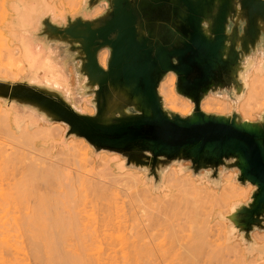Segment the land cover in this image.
Masks as SVG:
<instances>
[{
    "label": "water",
    "instance_id": "95a60500",
    "mask_svg": "<svg viewBox=\"0 0 264 264\" xmlns=\"http://www.w3.org/2000/svg\"><path fill=\"white\" fill-rule=\"evenodd\" d=\"M91 18L45 17L41 34L72 47L78 81L91 95L93 114L74 109L60 92L0 79V100L66 125L64 137L83 138L96 152L120 154L126 166L155 181L173 162L189 161L218 185L217 169H236L240 185L254 187L249 201L226 216L245 244L264 231V110L256 121L206 113L202 99L245 91L243 62L264 54V0H87ZM108 50L106 69L98 53ZM169 72L175 92L193 103L190 114L164 107L158 93ZM215 175V176H214ZM214 176V177H212ZM249 247V246H248ZM258 250L256 248L252 252Z\"/></svg>",
    "mask_w": 264,
    "mask_h": 264
},
{
    "label": "rangeland",
    "instance_id": "374dc122",
    "mask_svg": "<svg viewBox=\"0 0 264 264\" xmlns=\"http://www.w3.org/2000/svg\"><path fill=\"white\" fill-rule=\"evenodd\" d=\"M8 1L9 0H6L5 2L7 3ZM0 2H2V1H0ZM14 2L20 3L23 6H27V8L31 7V9H30L31 10V16L30 17H25L23 20L22 19L19 20V23L14 22L16 28L19 29L20 32H23L24 30L26 31V28L28 26H31L36 21L37 15L40 12L41 13H51L52 12L51 13L52 16H54V17L58 16L57 11H56L57 8L53 4H55L57 6L59 5L60 12H61V5L63 4V6L66 9H68V11H70V12L75 11V13H76V12H78V10H80L82 16L86 17L85 14H83V10L81 8V0H47V4H46V2H44V0H34V1H32V0H15V1L12 0L10 3L13 4ZM1 13H0V17H1L0 18V79L6 78V79H11L13 81H15V80L17 81V80H19V78L21 76L26 74L25 72H27L28 78L30 80H34V81H38V82L43 80L46 83H50L51 81H53L56 83L57 78H58L57 70L48 57L41 55L42 52L40 50H38V51L32 50L30 44L27 43L28 46H26V50L24 51V53L21 54V50L18 46L12 47L9 44V38L7 37L5 32L3 31V27L7 24H10V23L12 24L13 20H8V21L2 20L3 16ZM100 13H101V11L92 13V15L96 16ZM105 53H106L105 49L102 50L101 52H99L98 60H100L104 56ZM240 74L243 78V83L245 86V91H243V93L239 94L238 96H234V97H229L226 93H220V94L210 93L208 96H206L202 99V101L200 103V109L206 113H216V114H223V115H230L233 112H237L241 116V118L244 120L256 121L258 119V116L264 110V54H263V52L257 51L255 54L250 55L245 61L244 71L241 72ZM75 82H77L76 71H75ZM175 82H176V77L172 72L167 73L165 75V77L162 79V81L160 82L159 87H158V93L162 99L163 105L168 110L175 112V113H178L180 115L184 116V115L190 114L194 105L188 99H186L183 96L178 95L175 92ZM81 100L84 101L83 104L81 103ZM86 101H87V99H85L83 96L80 100L76 99V97H75V106L80 107L82 110H85L88 114H93L94 112L90 111V107ZM11 106H12V103L7 104V103L3 102L2 100H0V108H1L0 112L1 111L3 112V109L10 108ZM13 114H16L21 125H23L25 122H27L28 127L31 128L29 130H33L32 128H33V126H35L34 124H37L34 121H24V119L21 118L19 113H17L14 109H13ZM1 122H0V142H1V144L3 143L5 147L0 145L1 146L0 148L2 151L7 150L5 152H8V149L10 151V149L13 148L10 151V153L11 152L13 153V154L12 153L10 154L11 155L10 157H12L13 160L15 158L14 161L17 163L12 161V158H9L8 161L6 160L7 162L5 164V161H3V160H5V157L1 158V160L3 159L2 161L4 163L2 161H0V162L4 166V164L7 165L11 160L12 161L11 163L14 162V165H16V166L13 165V168H16V170H18L17 165L19 163H20V165H19V171L18 172L14 169L12 170L11 163L8 164L9 166L8 165L6 166L7 169L11 168V170L10 169L8 170L9 172L16 171V172H14V175L15 174H17V175L14 176L12 174L13 172L11 174H8L9 172L6 171L7 170L6 167H3L0 163V167L2 166V168L6 169V170H4L1 168L2 170L1 169L0 170L1 171L4 170L5 173L7 174V176H5L4 172H2L4 174H2L0 172V183H2L1 176L3 177L2 179L5 182H7V179L9 180V183L7 182V184H5L4 181H3L4 184L3 183L0 184V193L2 194V198L5 197L3 195V194H5L6 198L8 196H10V198H8V199L13 200V201L12 200L9 201V202L12 201L11 202L12 204L18 202L17 205H12L11 203L8 202L10 204V206H6L7 203L3 202L2 204H4L6 208L4 209L2 207L3 206L2 204H1L2 206L0 205V208L2 207L3 210L5 211L4 214L9 213V215L12 212L16 214L17 211H18V213L24 212L23 214L25 216H30V215L35 216L36 215L37 221L39 219L40 214H41L40 219L44 218V220L46 219L45 216H48L49 213H51L50 217H52V213L55 214V212H51V210L54 209V203L52 202L53 200H54V202L62 204L64 206L63 207L61 205L62 206V208H61L62 212L65 210V208H66V210H65L66 212L65 211L64 212L66 214H68L67 211L71 212L68 214L69 216L70 215L72 216V214H73L72 212L75 211L74 213H76L75 214L76 218L78 217L77 215H79V217L77 218L78 219L77 222L78 221L79 222L77 224L75 223L76 221L73 222L70 220L71 216L69 219L68 218L65 219L64 218L65 215H64V217H62V215L65 214L64 212L62 215L59 214V216H61L60 218H62V219L64 218L70 225L74 224V227H75V224L81 225V226H77V228L79 227V230L76 227H75L76 229L75 228L73 229L72 225L68 226L71 230H69V228H68L67 233L71 234L70 231H72V233L74 235V232H75L76 233L74 235L75 237H72L73 235L70 236L68 234H64L65 235L64 237H67L69 240L67 238L66 239L63 238V240L65 239L64 241L68 240L70 242L66 241L67 243L64 244L65 247H62L63 242H62V245L60 244L61 247L64 248L65 250L67 248V251L69 249L71 252H73V250L74 251L77 250L76 253L79 252L81 254V255L79 253L74 254L76 257L75 263L79 264L77 261L80 260L82 262V264H84V263L90 264V262H88V261H90L92 259L95 262L96 260H94V258L96 256L97 258H95V259H98L100 257V261L98 259L99 262L98 263L95 262V264L96 263L100 264L101 257H103L102 260H104V258H107V259H105V261H106L105 263H107V264H111V263L112 264H123L125 262L122 260L123 259V256H122L123 252L126 254V257L124 258V260H125L127 257H129L128 256L129 253H130V257L132 258L133 256L134 257L137 256L136 254L138 253V251H141L142 253H140V255L138 254L139 258H136L137 260L135 258L134 259L132 258L134 260L133 261L129 257L132 261H130V262L127 261V263L125 262L124 264H128V263L130 264L131 262H132L131 264H133V262H134V264H137L136 263L137 261H138V264H171L172 261H173L172 264H174V263H176L175 261L178 262L179 258H181V260H179L178 263L181 262L182 264H185L186 262H188L187 264H191V262H194L195 264H234V262H237V261H239V262H237L235 264H264V233L256 231L255 233H253V235L251 237V242L249 244H245L242 241V239L240 238V235L238 232L233 233V231H234L233 226L228 222V220H226V216H228L231 213V211H233L236 208V206L238 204H241V203L245 204L247 201H249L251 192L254 190V187L252 185H250V184L240 185L236 181V179H235V174L237 173L236 169H229V170H225L223 168L220 169L224 173V175H223L221 181H219L218 185H213L210 182V180L208 179V177H206L204 175L206 173L205 171H199L194 175L192 170L190 169L191 163L189 161L173 162L172 164L169 165V167L166 170H164L160 173V178L158 179V181H155L154 178L152 176H148L146 172L127 167L125 164L126 163L125 158H123L118 153L108 152V151H104V150L96 152L83 138H76L74 136H69V137L65 138L64 134L66 132V125H64L63 123L56 122V123H47L46 124V126L52 127L54 129L55 137H53L52 139L45 141L42 139L44 136L39 135L36 140H34V141L31 140V143L30 142H29L30 144L28 143L29 145H24L25 142H26L25 144H27V140L24 139L25 138L24 134L22 133L20 135V134L16 133V135L14 134V136L10 135V132H8L9 130H6V128H5V124L3 122L2 123ZM1 126H3V128ZM14 127H15V124L12 123L11 130L13 131V133H15ZM1 128H2V130H1ZM21 137H24L23 138L24 140ZM11 143H13V144H11ZM11 145H14V146H11ZM7 154H5V155H7ZM18 154H20V155L23 154V156L21 157ZM24 155H28V157H32V159L29 161L30 158L25 157ZM18 156H19V161L17 160ZM0 157H1V155H0ZM24 159L25 160L28 159L29 162L25 161V163H23ZM49 161L51 162L50 164L53 168L49 165ZM31 162H37V163L39 162L40 164L44 163V164H42L44 166H41L38 164L37 166L39 167V169H36V171L37 170L38 171L37 172L35 171V172L38 173L40 170L42 171L44 169V172L46 171L49 174L48 177H46L47 174L45 173V176L43 178L47 182L43 181V179H41V175H43V173L41 171L40 172L42 174L40 175V177H38L39 175L38 176L36 175V177H35L36 180H35L34 176H32V177L34 178L33 181L35 183L40 181V185H38L39 183L36 184L37 187L41 186V188H39V189H43L44 192H47V193H43V190H39L37 188H34V189H37L38 191H41L43 193V195L44 194L48 195V193L50 192V190L48 192V188L50 186L47 187L48 182L50 181L49 184L52 187V188L51 187L50 188H51V190L53 189V191H51L52 192L51 196H48V198L52 197L54 199L52 200L50 198L52 201H50V199H47L49 202H51V204L53 203L52 206L48 204L49 202L47 204L49 206L53 207L52 209L47 208L48 205L46 204V202L44 203V201L42 200V199H44V197L41 198L40 192L37 191L38 193H40L39 194L40 196L37 194L39 196V199H35V198H37L36 195H35L36 196L35 198L33 197V193H32V191H30L31 189L29 187H33V186L35 187V184L33 183V181L31 179H28V177L26 178V180H28L27 182H29V185L27 184V186H29L28 188L30 189L29 190L30 193H29L28 189L26 190V188H25L26 185H24L25 183L23 184L25 187L21 186L23 190H20L21 189L20 187H17L18 190H16L17 188L13 189L11 186L12 184L15 185V181L17 182V184H18V182H19V184L22 183V179L20 177L25 176L26 172L29 173V171H27V169H30L31 166L34 168V170H35V168H37L36 167L37 163H33L35 165H32ZM56 164L58 167L56 166ZM10 165H11V167H10ZM23 166H24V169L26 168L25 169L26 172H24V174L22 172L23 170L20 171V169L23 168ZM46 166H49V167H47L48 168L47 170H45ZM59 166H61L62 169ZM42 167H43V169H41ZM59 168H60L59 172L61 171V175L62 174L64 176L67 175V176H65V178L63 175H62L63 177L59 178V176H61V175H59L57 177L58 172L56 173V171H58ZM63 169H64V171H62ZM174 170L178 171L179 173H177V175H180L181 177L183 175H184V177L189 176L192 180H194L196 182V184H198L200 186L209 187V192L206 194L203 193V195L205 194V196H208V198H206L208 201L203 203V209L208 214L207 226H209V227H207V231L205 232L208 239L206 238L205 243H206V241H209V243L207 242L206 244L205 243L201 244V242H199V244H198L199 246H197L194 249H192V248L195 245H190V244H191V242H192V244H195L196 240L194 241L192 237L195 238V235H197V234L196 233L193 234V232H192L193 228H191V227L194 225V223L193 222L191 223V221L189 222V220L191 219V216H190V219H189V217H187L189 215V214H186L188 209L186 210V208H184L185 202L184 201H183L184 203L182 202L181 197H179L177 194L175 196L176 198H173L174 200H172V198L170 199L169 197H165L162 200L163 203H161L160 205H162L164 207L167 203L168 204L164 207V209L162 208V206L159 205L160 208L163 210L158 208L159 209V211H158L156 209L157 205L159 204L157 197L159 196V198L162 199L163 196H165V194L163 195V193H165L163 183H164V181L166 182V180L170 177V173ZM20 173H22L23 176ZM19 174H20V176H19ZM51 174H53V177ZM11 175H13V176H11ZM50 175L52 178L50 177ZM70 176L72 178L69 179V182L72 181V184L74 186L73 189L75 188V194L71 193V192H73V191H71L72 190L71 188H68V185L69 184L72 185V184L69 183L68 180L66 181V179L70 178ZM37 177H38L39 181H37L38 180ZM14 178H16V179H14ZM30 178H31V176H30ZM48 178H49V180H48ZM58 179H60V180L64 179L61 181H65L69 184H67V186H65L66 183L63 182L65 184H61V181ZM58 181H60V182H58ZM32 183H33V186H31ZM8 184H10L11 188H9L10 186ZM165 184L167 185V183H165ZM63 185L65 187H62ZM15 186H14V188H15ZM45 186L47 188V191H45ZM97 186H98V188H97ZM60 187H61V189H60ZM66 187H67V189H66ZM92 187H95V188L93 189ZM90 188H92V190ZM96 188L98 189L99 192L97 191ZM34 189H32V190H34ZM22 191H23V193H22ZM94 191H95V193H94ZM57 192L58 193L61 192V193L58 194ZM64 192L65 193L68 192L66 194V195H68V199L74 203V211L71 209V208H73L72 205H71V207L69 206L70 208L67 207V205L69 204L67 202H70L69 200L66 201L67 198L66 199L64 198L65 200L63 199V197H62V199L60 198V200L58 199L60 194H64ZM7 193H8V195H7ZM12 193H14L13 196L14 195L15 196L17 195V196L13 197ZM31 193H32V198L30 197ZM53 193H55L56 195H54ZM22 194H23V196H22ZM74 196H75V199H74ZM0 197H1V195H0ZM46 197L47 196H45V198ZM64 197H65V194H64ZM16 198L18 201L16 200ZM19 198L21 199V201ZM22 198L24 199V201H22ZM169 199H170V202H169ZM33 200H35V201H33ZM14 201H16V202H14ZM32 201L34 202V204ZM19 202L20 203L22 202V203L20 204ZM41 202H43V204L47 205L46 210H49L48 215L43 216V214H42L43 212L41 211L42 212L41 213L39 211V210H41L42 204H38L37 208H40V209H38V211H37V209H35L37 206L36 204L41 203ZM179 202H181L183 204H181ZM56 203H55V205H56ZM23 204H25V205H23ZM29 204L31 205V207H29L30 206ZM178 204H180V207H177V206H179ZM39 205H41V207H39ZM32 206H34L33 208L36 211H34V209H32ZM167 206L168 207L172 206L174 209L177 208L178 210L175 209L176 213L173 215L174 216L177 215V212H178L179 213L178 215L181 216L182 218L181 217L179 218L178 215L175 216L176 218L178 217L177 220L175 219L174 216L171 217L172 213H174V212L172 210V207H171V209H167L168 208ZM181 206L182 207L184 206V207L181 208ZM18 207H20V208H18ZM28 207L31 209H29ZM11 208H13V210H10ZM44 208H42V210ZM58 208H59V206L56 209H58ZM165 208H166V210H165ZM18 209L19 210L21 209L20 210L21 212H19ZM28 209L30 210V212L27 213ZM182 209H185V214L187 215V216H184V218L181 214L183 211ZM1 210L2 209H0V212L2 213L3 211H1ZM138 210H140L141 212ZM160 210L162 212L166 211V212H163V215L165 213L164 218L166 216L167 217L170 216V217H168L169 218L168 221L171 219L170 220L171 223L167 222V224L170 223V224H168L169 228H170L169 231H167V229H165V228L163 229V227L161 225H160L161 228H158V226H157L159 224L157 222L158 219H160L159 220L160 223L162 222V220L163 221L165 220V223L167 221V219H166L167 217L164 219L162 216V220H161V216L158 218L159 214L161 213ZM170 211H171V213H170ZM156 212L157 213L160 212V213H158V216H157ZM38 213H40V214H38ZM60 213H61V211H60ZM77 213H79V214H77ZM153 213H155L156 216H155V214L153 215ZM166 213H170V214L166 215ZM23 214H18V215L23 216ZM87 214H88V217L86 216ZM133 214H135L134 217H132ZM1 215H2V218H4V217L8 218L6 216H9V215L5 216L3 214H1ZM160 215H162V214H160ZM183 215H184V211H183ZM22 216L19 217V220L24 218V216H23V218H21ZM54 217H56V214L54 215ZM54 217H52V218H54ZM66 217H68V216H66ZM90 217H93L92 221H90L92 219ZM151 217L154 218V221L151 219ZM102 218H104L103 221L105 223L100 221ZM138 218H139V220H140V218L142 220L143 219L144 220L139 221ZM145 218H146V220H145ZM9 219H10V216H9ZM56 219H57V217H56ZM56 219L54 218L52 220L51 218H49L50 222L49 221L48 222L51 223V221H54V220L57 221ZM178 219L179 220L182 219V220H180L179 224L177 223L179 221ZM107 220H109V221H107ZM155 220L158 223V224L156 223L157 229L160 231L162 229L164 231V232H162V234L166 233V234H170V235H172V233H174L173 229H175V228H173V227H175L176 225H178V227L177 226L176 227L179 231V229H180L179 227H181L182 224L185 225L187 223L186 221H188L189 224H191V225H188V223H187L185 225L186 228L183 226V229H184V232H182V234L184 233L183 235L180 232V231H182V229L179 232H177V230L175 229L176 230L175 233L177 232L176 233L177 235L175 234L177 238L174 236V234L172 235V236H174V239L176 238L175 242L177 240H179V242H180V240L182 239L181 242H183V244H181V245H185L183 247V246L179 245L180 244L179 242H177V243H179L178 245H177V243L174 242L173 245L176 244V247L171 246L172 249H174V250H172V253H174L172 255H175L174 257H176V258L179 257L177 260H176V258L174 260L173 256H172L173 259L171 256L168 258V253H169V255H171L170 254L171 251L167 252L168 250H166V252H167L166 253L165 250L162 249L164 247H162L163 245L161 246V244H163L162 242H165V241L167 242V240H165V239H168L169 235L168 236L166 235V237H165V235L163 234V237H162V234H160V236H158L159 233L158 232L156 233L157 230H156V227L154 224ZM42 221H43V219H42ZM93 221L96 224V225L95 224H93V225L95 228L97 227V229H95L93 227V225H92ZM132 221L135 222L132 224L133 226L137 222L138 223H142V222L147 223L148 222V223L147 224L143 223L142 225L138 224V225H136V227L134 226V228H132L133 226L130 225V222L132 223ZM184 221H185V223H184ZM45 222H47V221H45ZM45 222L43 221L42 224L45 225ZM57 222H60V221H57ZM52 223H54V222H52ZM52 223L50 224L51 228H53V229L55 228V230L60 232V230L57 229V227H58V226H56L57 224H52ZM97 223H99V224H97ZM172 224H174V225L176 224V225L173 226ZM44 225L43 226L39 225L40 228H39V226H38V228L41 229L42 227L43 228H45L46 226L49 227V224L46 225L45 227H44ZM88 225H90L91 227H88ZM163 225H164V223H163ZM82 226H84L83 229H85L88 233L85 232V230H83L82 228H80ZM138 226H141V227H138ZM142 226H145V227H142ZM16 227H18V226H16ZM48 227H46L45 229H47ZM92 227L96 230L95 232H94ZM119 227H120V230L119 229L117 230V228H119ZM124 227H125V229H124ZM128 227L132 230L130 231V229ZM164 227H166V226H164ZM188 227L190 228V230L188 229ZM18 228H20V229L22 228V229L18 230ZM18 228L16 229V231L14 228L12 235L18 234L17 236H19V237H17V239L19 238L18 239L20 241L19 244H21L20 246H22V250H21L22 253H20V257L23 256V259L25 258L26 264H43V262H45V259L46 260L48 259L45 257V255H47V254L49 255V253H47V252H49V250H47L48 246L44 245L43 240L49 239L50 237L53 238L52 236H49V235H52V234H50V230L47 229L45 231V234H44V236L49 237V238H44V236H43L44 239L41 240L40 239L41 237L39 236V234H41L40 231H42L43 229L39 230V232H38V228L36 229L39 234H38V236H35V237L37 239H39L40 241H42V242H40L39 240H36V238H32L33 240L28 239L29 237H31V234H33V232L31 231V233H30V232L26 231L27 230L26 227L20 226ZM59 228H60V226H59ZM66 228H67V226H66ZM140 228H142L141 232L144 231L143 236H144V233L146 234V236H145L146 238H144L142 236V233L139 232ZM53 229H51V230H53ZM128 229H129V233L127 232ZM133 229H134V231L135 230H139V231L133 232ZM186 229H188L190 231V233L188 231H186ZM194 229H195V226H194ZM208 229H209V234H207ZM12 230H11V232H12ZM125 230L127 233L125 232ZM171 230H173V231L170 232ZM23 231H26L27 233L26 232L24 233ZM33 231H34V229H33ZM47 231L49 232L48 233L49 235L46 234ZM65 231H66V229H65ZM16 232H17V234H16ZM42 232H44V230ZM53 232H54V230H53ZM62 232L63 231H61V233ZM137 232H138V234H137ZM61 233H60V235L59 234L57 235L55 233L54 234L59 236V237H62L63 235H61ZM92 233H96V234H92ZM133 233L134 234L136 233L137 236L139 235L138 236L139 238L141 236L144 238V239L143 238L140 239L141 241L142 240L146 241V242L142 241V243H144L146 245V246H144V248L142 247L144 244L142 245L141 241L137 240L139 238H137L136 240L133 239V238L137 237ZM139 233H141V236ZM178 233H179V236L181 234V236L183 238L178 237ZM186 233H187V235H186ZM26 234H28V236ZM34 234H35V232H34ZM155 234H156V236L159 237V240L157 241L158 243L156 242V240L158 239L157 237L154 240ZM36 235H37V233H36ZM87 235H90V236H87ZM91 235H92V238L90 239ZM95 235H96V239L94 238ZM133 235L135 237H132ZM184 235L185 236L191 235L190 237L192 238L193 241H191L190 237H188V238L185 237V239L187 238L186 239L187 241H186L184 239ZM122 236H123V238H122ZM124 236H126V237H124ZM26 237L28 240L26 239ZM38 237H40V238H38ZM22 238H23V240H22ZM129 238L133 239L135 242L134 241L132 242L131 240H129ZM160 238H162V239H160ZM58 239H60V238H58ZM183 239L186 242H188L189 247L186 245L187 243ZM169 240L170 239H168V245L172 243L171 240L170 241ZM126 241H128V242H126ZM148 241H150V242L155 241V243H157V244L153 245L152 243H150ZM172 241H174V240L172 239ZM29 242H31V243H29ZM59 242H60V240H59ZM169 242H171V243H169ZM47 243L48 242H46V244ZM69 243H70V245L71 244L72 245L70 246ZM134 243H136V244H134ZM165 243H164V245L168 247L167 243L166 244ZM217 243H220V244L222 243L221 244L222 246L226 245V246H224V248L227 247L229 252L226 253L227 248L225 250L224 248H222V246H220V244H219L220 247L217 248L218 245L215 246V244H217ZM57 244H59V243H57ZM66 244L68 246H66ZM74 244H75V248L73 247ZM151 244L154 247L156 246L155 248H160V249L156 250L154 247L151 248L152 247ZM207 244H208V246H207ZM210 244H211V246H210ZM212 244H214V246ZM127 245H129V246H127ZM133 245L139 246V248L142 247V249L139 250V248H135L136 246L133 247ZM140 245H141V247H140ZM150 245H151V247L147 248V246L149 247ZM202 245L203 246L205 245L206 247L204 248ZM232 245L237 246L238 249L235 250V247H233ZM37 246H38V248H37ZM42 246L47 247V248L43 249ZM85 246H89V247L86 249ZM157 246H159V247H157ZM190 246H192V247H190ZM200 246L203 248L202 250L205 253L201 251V248H199ZM71 247L73 250H71ZM83 247H85V248H83ZM98 247L100 249H97ZM127 247H131V248H129V250L127 252H125L127 250ZM167 247H165V249ZM169 247H170V245H169ZM169 247L167 249L170 250L171 247L170 248ZM177 247L179 249H181L180 251L183 253H178L179 249H177ZM187 247L191 248V251ZM209 247H212L211 248V251H213L212 255H213V257L217 258V260H215V258L212 259L213 257L211 258V256H212V255H210L211 253H208L210 255V259H208L206 257V253L210 252V250H208V249H210ZM30 248H32L33 250L37 249L36 250L37 255L38 254L41 255V257H39V255L37 256V257H39V260H37L38 258L36 256H34L35 258L33 259V254H36V253L30 252L32 250ZM89 248H90V250H88ZM134 248H135V251L132 252L133 253L132 254L131 251H133ZM182 248H184V249H182ZM213 248H217V250L220 248L219 249L220 251L222 249H223V251L224 250L225 251L224 252L222 251V254H221L222 256L220 255L218 258V257H216L217 253L219 252V254H220L221 252L219 250L214 251ZM232 248H233V250H232ZM256 248H258V250L252 252ZM144 249L148 250L147 252H149L151 254L153 251L151 252L150 250L154 249L155 255L157 253H159L158 250L160 252L162 250L163 251L161 252L162 255L157 254L155 256L153 253L152 254L153 256H149V254ZM195 249H197V250H195ZM143 250L146 253H143L144 252ZM43 251L46 253H43ZM67 251L66 252L64 251V252L67 254L70 253V251H68V252ZM136 251H137V253H136ZM176 251H177V253H176ZM186 251L189 252V255L187 254ZM233 251H236L237 254ZM82 252L84 253V255L86 254V256L83 255L85 258H83ZM99 252H100V254H99ZM163 252H165V253H163ZM193 252H196L197 254L193 253ZM215 252H217V253H215ZM31 253H33V254H31ZM87 253H89L90 256H92L91 253H93L95 255H93L94 257L89 258ZM127 253H128V255H127ZM134 253H135V255H134ZM184 253L187 255H185ZM191 253H192V256H193V254L197 255V256H195V257H197V259H195L196 262L193 261L194 257H191V255H190ZM200 253H201V255H200ZM238 253H240V256H242V259H243L241 263H240L241 259H239L240 256ZM25 254H26V256H25ZM70 254H68V255H70ZM72 254H71V256H72ZM141 254L144 256H142ZM158 255H160V257ZM164 255H167L166 256L167 259L164 258L165 257ZM185 256H186V258H185ZM235 256H238V257H235ZM112 257H113V259H112ZM121 257H122V259H121ZM189 257H191L190 259L192 260L190 262L188 261ZM40 258H42V259H40ZM114 258H116V259H114ZM129 258H127V260H130ZM206 258L208 260H206ZM236 258H237V261H236ZM163 259L164 260L166 259V260L162 261ZM182 259H184V260H182ZM186 259H188V260H186ZM107 260H109L108 261L109 263L107 262ZM111 260H114V262L110 263ZM121 260H122V262H120ZM83 261H84V263H83ZM117 261H119L120 263H118ZM183 261H185V263ZM81 262H80V264H81ZM194 263H192V264H194Z\"/></svg>",
    "mask_w": 264,
    "mask_h": 264
},
{
    "label": "bare ground",
    "instance_id": "6f19581e",
    "mask_svg": "<svg viewBox=\"0 0 264 264\" xmlns=\"http://www.w3.org/2000/svg\"><path fill=\"white\" fill-rule=\"evenodd\" d=\"M0 1H2V2H0V11L2 12V13H1V12H0V13H1L2 16H3V19H2V20H7V21H8V20H13V21L16 22V23H19V20H21V19L23 20L25 17H30V16H31V10H30L31 7H28V8H27V6H23L22 4L17 3V2H14L13 4L10 3V5H9V3L7 4V3L5 2L6 0H0ZM14 1H15V0H14ZM44 2H46V4H47V0H44ZM98 5H99V6H97V7L93 10V12H91V9H90V8L88 7V5H87V0H81V8H82V10H83V14H85L86 17L92 15V13L102 11V7L105 6L106 3H105V2H102V3L98 4ZM38 8H39V7H38ZM0 18H1V17H0ZM105 50H106V53L104 54V56H103L100 60H98V62H99V64L101 65V67L104 68V69L106 68V61H107V57H108V51H107V49H105ZM90 100H91V99H90ZM87 101H89V99H88ZM87 101H86V102H87ZM89 107H90V111H93V112H94V108H93V106H92V105H89ZM0 109H1V108H0ZM12 114H13V110H12L11 108L3 109V112H2V111L0 112V122L2 121V122L5 124V128H6V130H9L8 132H10V135H13V136H14V134L16 135V133L21 135V134L23 133L25 138H24V137H21V138H22V139L24 138L25 140H27V144H25L26 142L24 141V142H25L24 145H29V144L31 143V140H32V141L36 140V139L38 138L39 135L44 136L42 139L45 140V141H48V140L52 139L53 137H55V135H54V129H53L52 127H48V126H46V125L38 126L37 124H34L35 126H33V128H32L33 130H29V129H31V128L28 127L27 122H25L23 125H21L20 122H19V120H18V118H17V116H16V114H13V115H12ZM2 122H1V123H2ZM12 123L15 124V127H14V128H15V133H13V131L11 130V128H12ZM1 127L3 128V126H1ZM2 128H1V130H2ZM8 128H9V129H8ZM11 133H12V134H11ZM10 135H9V136H10ZM8 138H9V137H8ZM1 139H2V138H1ZM24 139H23V140H24ZM9 141H10V140H9ZM10 142H11V141H10ZM29 142H30V143H29ZM4 143H5V142H4ZM28 143H29V144H28ZM2 144H3V143H2ZM2 144H1V142H0V145L3 146V147H5L4 144H3V145H2ZM5 144H6V143H5ZM7 144H8V143H7ZM11 144H13V143H11ZM24 145H23V146H24ZM1 146H0V147H1ZM11 146H14V145H11ZM23 146H22V147H23ZM48 147H49V146H48ZM12 149H13V148H12ZM12 149H10V151H11ZM0 150H1V148H0ZM3 150H4V149H3ZM5 151H7V150H4V151L1 150V151H0V155H1V157H0V161L3 160V159L1 160L2 157H5V160H3V161H5V164H6V162L9 160V158H12V157H10V156H11L10 154H11L12 152L10 153L9 149H8V152H5ZM13 151H14V150H13ZM22 151H23V150H22ZM7 153H8V154H7ZM5 154H7V155H5ZM12 154H13V153H12ZM14 154H15V153H14ZM24 154H25V153H24ZM27 154H28V153H27ZM18 155L21 156V157L23 156V154H22V155L18 154ZM15 156H16V155H15ZM15 156H14V157H15ZM19 156H18V159L16 158L18 161H19ZM24 156H25V157H28V155H24ZM16 157H17V156H16ZM21 157H20V158H21ZM23 158H24V157H23ZM28 158H30L29 161L32 159V157H28ZM34 159H35V158H34ZM6 160H7V161H6ZM14 160H15V158H14ZM14 160H13V158H12V161H14ZM17 160H16V161H17ZM3 161H2V162H3ZM12 161L10 160L9 163H11ZM22 161H23V160H22ZM25 161H28V159H27V160L24 159L23 163H25ZM29 161H28V162H29ZM35 161H36V160H35ZM14 162H15V161H14ZM14 162L11 163V165H12V170H13V169L16 170V168H13ZM28 162H27V163H28ZM47 162H48V161H47ZM57 162H58V161H57ZM0 163H1V162H0ZM3 163H4V162H3ZM9 163H8V164H9ZM15 163H17V162H15ZM21 163H22V162H21ZM23 163H22V164H23ZM33 163H37V162H31L32 165H35V164H33ZM50 163H51V162L49 161V165L51 166ZM5 164H4V166H3L2 163H1V165H2L3 167H6V166L8 165V164H7V165H5ZM38 164L41 165V166H44V165H42V164H44V163L40 164V163L38 162V163L36 164V167H37V168H35V170H34V168H33L32 166L30 167V169H27V171H29V173H27V172L25 171L26 168L24 169V166H23V168H21L20 171L23 170V171H22L23 174H24V172H26V174H25V176H23V174L20 173V174L23 176V177H20V178L22 179V183L19 184V182H18V184H17V182L15 181V185H16V186H15L14 184H12L11 186H12L13 189H16L17 187H20V188H21L20 190H23L21 186L26 185V187L24 186V187L26 188V190L28 189V191H29V190L31 189L30 191H32V193H33V197L35 198V197L37 196V198H35V199H39V196H40L39 194L41 193V198L44 197V199H45V200H44V199H42V200L44 201V203L46 202V204H47V203L49 202L47 199H50V198H51L52 200L54 199V198H52V197H49V198H48V196H51V193H52L51 191H53V189L51 190L52 187H51V185L49 184L50 181L48 182V185H47V187H48V186L51 187V188L49 187L50 189L48 188V192H49V190H50V192H49L50 194L48 193V195H45V194L43 195V193H47V192H44L43 189H39V188H41V186H38V187H37L36 184L39 183L38 185H40V181H39L38 177H40V175H41L42 173H43V175H41V179L44 178L45 173L47 174L46 177H48V175H49L46 171L44 172L43 167L41 168V169H43V170H42V171L40 170L42 173H41L40 171H39L38 173H36V172L38 171V170L36 171V169H39V167L37 166ZM11 165H10V167H11ZM19 165H20V163L17 165V168H18V170H16L17 172L19 171ZM61 165H62V164H61ZM2 166L0 167V169L2 168ZM8 166H9V165H8ZM14 166H16V165H14ZM41 166H40V167H41ZM56 166H57V164H56ZM20 167H21V166H20ZM47 167H49V166H46L45 170L48 169ZM51 167H52V166H51ZM57 167H58V166H57ZM57 167H56V168H57ZM59 167L61 168V166H59ZM52 168H53V167H52ZM60 168L58 169V171H56V173L58 172L57 177H58L59 175H61V171L59 172ZM63 168H64V167H63ZM2 169H4V168H2ZM2 169H1V170H2ZM6 169H7V167H6ZM6 169H4V170H6ZM9 169L11 170V168H9ZM9 169H7L6 171H8ZM61 169H62V168H61ZM1 170H0L1 173H2V172L5 173L4 170H3V171H1ZM16 171H11V172L8 171V172H9L8 174H11V173L13 172L12 174L14 175V172H16ZM35 171H36V172H35ZM52 171H53V170H52ZM62 171H64V169H63ZM4 173H2V174H4ZM33 173H34V174H33ZM35 173H36V174H35ZM59 173H60V174H59ZM62 173H63V172H62ZM177 173H179V172H178V171H175V170L172 171V172L170 173V177L166 180V182L164 181V183H163L164 186H163V187H164V191H165V193H163V195L165 194V196L162 195V196H163V198L161 197L162 199H160L159 196L157 197V200H158V203H159V204L157 205L156 209H157L158 211H159V209H161L160 206H162V205H160V204L163 203L162 200H163L165 197H169L170 199L172 198V200H174L173 198H176V197H175L176 194H177L179 197H181L182 202H183V201L185 202V203L183 202V203L185 204V207H184V206H183V207L186 208V210L188 209V211H187L188 213L186 212V214H189V215L187 216V215L185 214V209H182V210L184 211V215H183V211H182V213H181V212H180V213L182 214L183 218H184V216H187V217H189V219H190V216H191V219L189 220V222L191 221V223H192V222L194 223V225L191 227V228H193V231H192V232H193V234H194V233L197 234V235H195V238L192 237L194 241L196 240L195 244H192V242H191V244H190V245H195V246H193V248H192V249H194V248H196L197 246H199V245H198L199 242H201V244H202V243H205V240H206V238H207V235L205 234V232L207 231V227H209V226H207V223H208V222H207L208 214H207V213L204 211V209H203V203L206 202V201H208V200L206 199V198H208V196H205V194L209 192V187H207V186H200V185L196 184V182H195L194 180H192L189 176H185V177H184V175H183V176L181 177L180 175H177ZM20 174H19V176H20ZM65 174H66V173H65ZM4 175L7 176L6 173H5ZM13 175H11V176H13ZM15 175H17V174H15ZM15 175H14V176H15ZM36 175H37V176L39 175V176L37 177V179H38L37 181H39V182H36V183H35L33 180H34V178L36 177ZM51 175H52V177H53V174H51ZM51 175H50V177H51ZM62 175H63V174H62ZM62 175L59 176V178L64 176V175H63V176H62ZM30 176H31V178H30ZM32 176H34V178H33ZM65 176H67V175H65ZM65 176H64V178H65ZM68 176H69V175H68ZM27 177H28V179H31V180L33 181V183L35 184V187L33 186V183H32V185H31V186H33V187H29V186H27V184L29 185V182H27L28 180H26ZM46 177H45V178H46ZM52 177H51V178H52ZM2 178H3V177L1 176V181H2V183L4 184L5 181H4ZM5 178H6V177H5ZM5 178H4V179H5ZM7 178H8V177H7ZM12 178H13V177H12ZM71 178H72V177L70 176V178L66 179V181L68 180V182H69V179H71ZM14 179H16V178H14ZM41 179H40V180H41ZM23 180H24V181H23ZM35 180H36V178H35ZM48 180H49V178H48ZM50 180H51V179H50ZM58 180H60V179H58ZM61 180H64V179H61ZM61 180H60V181H61ZM3 181H4V182H3ZM12 181H13V180H12ZM29 181H30V180H29ZM41 181H42V180H41ZM43 181H46V180L43 179ZM60 181H58V182H60ZM70 181H71V180H70ZM7 182L9 183V180H8V179H7ZM7 182H5V184H7ZM46 182H47V181H46ZM63 182H65V181H61V184H65V183H66L65 186H67V184H69V183L72 184V181L69 182V183H67V182L63 183ZM2 183H0V184H2ZM11 183H12V182H11ZM11 183H10V184H11ZM24 183H25V184H24ZM30 183H31V182H30ZM42 183H43V182H42ZM51 183H52V182H51ZM165 183H167V185H166ZM10 184H8V185L10 186ZM23 184H24V185H23ZM61 184H60V185H61ZM19 185H20V186H19ZM160 185H161V184H160ZM9 186H8V187H9ZM11 186H10L9 188H11ZM14 186H15V188H14ZM65 186L63 185L62 187H65ZM69 186H70V187H69ZM28 187H29L30 189H29ZM73 187H74L73 184H72V185H70V184L68 185V188H71V189H72L71 191H73V192H71V193H74V194H75V188L73 189ZM90 187H91V186H90ZM95 187H96V186H95ZM95 187H92V188L94 189ZM25 188H24V189H25ZM34 188H37V189H39V190H43V193H42L41 191H38L37 189H34ZM42 188H43V187H42ZM92 188H90V189L92 190ZM97 188H98V186H97ZM97 188H96V189H97ZM32 189H34V190H32ZM60 189H61V187H60ZM66 189H67V187H66ZM158 189H159V188H158ZM8 190H9V189H8ZM16 190H18V188H17ZM30 191H29V193H30ZM33 191H34V192H33ZM37 191L40 192V193H38ZM45 191H47L46 186H45ZM97 191H98V189H97ZM97 191H96V192H97ZM9 192H10V191H9ZM98 192H99V191H98ZM20 193H21V192H20ZM22 193H23V191H22ZM32 193L30 194V195H31V196H30L31 198H32ZM35 193H36V194H35ZM55 193H56V192H55ZM55 193H53V194L56 195ZM57 193H58V192H57ZM59 193H61V192H59ZM59 193H58V194H59ZM67 193H68V192H67ZM67 193L64 192L65 197H64V194H60L61 197L58 195V196H59L58 199L60 200V198L62 199V197H63V199H64V198H65V199L67 198L66 201H68L69 199H68V195H66ZM94 193H95V191H94ZM203 193H205V194L203 195ZM9 194H10V193H9ZM13 194H14V193H12V196H13ZM37 194H38L39 196H38ZM53 194H52V195H53ZM0 195H1V197H0V198H1V199H0V205H1L3 202H5V203H7L6 206H10L9 203H11V202L13 201L12 199H8V198H10V196H8V197L6 198V195L3 194L5 197L2 198V194H1V193H0ZM7 195H8V193H7ZM10 195H11V194H10ZM19 195H20V194H19ZM24 195H25V194H24ZM35 195H36V196H35ZM14 196H15V195H14ZM14 196H13V197H14ZM16 196H17V195H16ZM16 196H15V197H16ZM22 196H23V194H22ZM45 196H47V197L45 198ZM66 196H67V197H66ZM20 197H21V196H20ZM23 198H24V197H23ZM23 198H22V201H24ZM25 198H26V197H25ZM19 199H20V198H19ZM51 199H50V201H52ZM65 199H64V200H65ZM74 199H75V196H74ZM170 199H169V202H170ZM181 199H180V200H181ZM5 200H6V201L8 200V201L6 202ZM10 200H12V201L9 202ZM16 200H17V198H16ZM40 200H41V199H40ZM42 200H41V201H42ZM17 201H18V200H17ZM20 201H21V199H20ZM33 201H35V200H33ZM33 201H32V202H33ZM38 201H39V200H38ZM66 201H65V202H66ZM69 201H70V202H67V203H69V204L67 205V207H69V206L71 207V205H72L73 208H71V209L74 211V203H73L71 200H69ZM8 202H9V203H8ZM14 202H16V201H14ZM14 202H13V203H14ZM32 202H31V203H32ZM52 202L54 203V209H52L53 207H51L52 204H53V203L51 204V202L48 203V204L51 205V206H49L48 204H47V205H48V206H47L46 204H43V202H41V203H37V204L35 203V204L37 205L35 209H37V211H38V209H40V208H37V207H38V204H42V207H41V205H39V207H41V210H39V211H40V212L42 211L43 213H42V212H41V213H42L43 216H44V215H48V211H49V210H46V206H47V208H51V209L53 210V211L51 210V212H55L57 219H56V217H54V215H55L54 213H52V217H54L57 221H60V222H57V221L54 220V221H51V223L54 222V223H52V224H57V225H56V226H58L57 229H59L60 232L57 231V230H55V228H54V229L51 228V225H50L51 223H49V222H50V221H49V218H51L52 220L54 219V218L50 217L51 213H49L48 216H45V218H46L45 220H44V218H42L44 222L47 221V222H45V225H44V224H42V223H43L42 219H40V217H41V214H40V213H38V214H40V216H39V219H38V221H37V219H36L37 216H36V215H35L36 217H35V216H31V215H30V216H25V215L23 214L24 212H22V213H18V211H17L16 209H15V210L17 211L16 214L13 213V212L11 211L14 215H13L12 213H11L12 215H11V214L9 215V213L4 214L5 211L3 210V208L5 209L6 207H5L4 204H2L3 206L1 205L3 208L1 207L0 209H2L1 211H3V212H2V213L0 212V264H26V263H25V258L23 259V256H22V255H21L22 257H20V253H22V251H21V250H22V246H20L21 244H19V243H20V241L18 240L19 238L17 239V237H19V236H17V235H18V234H17L18 231L16 232L17 235H15V234L12 235V234H13V231H14V228H15V231H16V229H17L18 227H20V226H21V227H23V226L26 227V229H27L26 231H28V232H30V233H31V231L33 232V234H31V237H29L28 239L36 238L35 236H38V234H39L38 232H39V230H41V229H43L44 232H42L43 230L40 231L41 234H39V236H40L41 238H40V237H38V238H40L41 240L44 239V238H49V237L44 236V234H45V231H46L47 229L50 230V234H52V235H49V234H48V233H49L48 231L46 232V234L49 235V236H52L53 238L50 237L49 239H44V240H43V241H44V242H43L44 245L48 246V248H47V247H43L44 245L42 244V245H43V246H42L43 249L47 248V250H49V252H47V253H49V255H48V254H47L48 256L45 255V257L48 258V259H47V260L45 259V262H43V264H44V263H45V264H77V263H75V260H76L75 258H76V257H75V255H74V254L77 252V250L75 249L76 251H74V250L72 249V247H71V250H73V252H74V253L71 252L70 249L68 250V251H70L71 254L73 253L72 256H71L70 253H68V254H70V255H68L67 253H65V252L67 251V248H66V250H65V249L62 248V247H65V245H64L65 243L70 242V241H68L69 239H68L67 237H64V236H65L64 234H68V233H67V232H68V228H69L68 226H71V225H72V226H73V229H74L75 227L77 228V226H81V225H76V224L79 222V221L77 222V220H78L77 218L79 217V215H77L78 217L76 218V215H75L76 213H74V212H75V211H74V212H72V213L74 214V215L72 214V216H73V217L75 216V217L73 218V217L70 215V216H71V218H70V216H69L68 214L71 213V212L67 211L68 214H66V213H65V212H66V211H65L66 208H65V210H64L65 212L63 211L65 214H63L62 209H61L62 206H63L62 204L56 203V202H54V200H53ZM17 203H18V202H17ZM17 203H14V204L11 203V204H12V205H17ZM19 203H20V202H19ZM21 203H22V202H21ZM21 203H20V204H21ZM31 203H30V204H31ZM55 203H56L57 206L55 205ZM67 203H66V204H67ZM70 203H71V204H70ZM179 203H181V202H179ZM183 203H181V204H183ZM26 204H27V203H26ZM30 204H29V205H30ZM33 204H34V202H33ZM58 204H59V205H58ZM167 204H168V203H167ZM167 204H166V205H167ZM170 204H171V203H170ZM23 205H25V204H23ZM61 205H62V206H61ZM159 205H160V206H159ZM166 205H165V206H166ZM178 205H179V206H177V207H180V204H178ZM186 205H187V206H186ZM18 206H19V205H18ZM58 206H59L60 209H59V208L56 209ZM60 206H61V207H60ZM165 206H164V207H165ZM168 206H169V205H168ZM168 206H167V207H168ZM29 207H31V205H30ZM29 207H28V208H29ZM33 207H34V206H32V209H34ZM44 207H45V208H44ZM63 207H64V206H63ZM70 207H69V208H70ZM164 207L162 206L163 209H164ZM167 207H166V208H167ZM171 207H172V206L168 207L167 209H171ZM183 207L181 206V208H183ZM18 208H20V207H18ZM42 208H44L45 210H44V209L42 210ZM139 208H140V207H139ZM139 208H138V209H139ZM158 208H159V209H158ZM166 208H165V210H166ZM24 209H25V208H24ZM29 209H31V208H29ZM29 209L27 210V213L30 212ZM35 209H34V211H36ZM156 209H155V210H156ZM163 209H161V210H163ZM175 209H177V208H175ZM175 209L172 207V210H173L174 213H172L171 217L174 216L173 214L176 213V212H175ZM10 210H13V208H11ZM15 210H14V211H15ZM18 210H19V209H18ZM20 210H21V209H20ZM20 210H19V212H21ZM59 210L61 211V213H60ZM157 210H156V211H157ZM161 210H160L161 213H160V212H158V213H160V214H162V215L159 214V216H158V213H157V212H156V214H157L158 218L161 216V220H162V216H163V218H164V216H165V213H164V215H163V212H166V211H163V212H162ZM172 210H171V211H172ZM177 210H178V209H177ZM24 211H25V210H24ZM45 211H46V212H45ZM138 211H140V210H138ZM171 211H170V213H171ZM44 212H45V213H44ZM57 212H58V213H57ZM140 212H141V211H140ZM143 212H144V211H143ZM143 212H142V213H143ZM154 212H155V211H154ZM170 213H166V215H167V214H170ZM1 214L5 215V216H6V215H9V216H10V219H9V216H6V217H8V218H5L4 216H3L4 218H2V215H1ZM18 214H23L24 218H23L22 215H20V216H22L21 218H23V219H20V220H19V217H20V216H19ZM34 214H35V213H34ZM59 214H60V215L63 214L62 217H64V215H65V217H64L65 219H66V218H68V219L70 218L71 221H73V222L76 221V222H75V223H76V224H75V227H74V224H71V225H70V224H69L64 218H63V219L60 218L61 216H59ZM77 214H79V213H77ZM137 214H138V213H137ZM143 214H144V213H143ZM154 214H155V213H153V215H154ZM156 214H155V216H156ZM178 214H179V213L177 212V215H178ZM32 215H33V214H32ZM150 215H151V214H150ZM177 215H175V216H177ZM66 216H68V217H66ZM86 216L88 217V214H87ZM91 216H92V215H91ZM93 216H94V215H93ZM134 216H135V214L132 215V217H134ZM151 216H152V215H151ZM175 216H174V217H175ZM178 216H179V215H178ZM11 217H12V218H11ZM47 217H48V218H47ZM153 217H154V216H153ZM166 217H167V216H166ZM166 217H165V218H166ZM168 217H170V216H168ZM168 217L166 218V219H167L166 223H165V220H164V221L162 220V222H161L162 224L159 222L160 219H158V221H157L159 224H158V223L156 222V220H155V223H154V224H155V227H156V225L158 224V225H157L158 228H161V226H162L163 229L165 228V229H167V231H169L170 228H169V225H168V224L171 223V222H170L171 219L168 221V219H169ZM180 217H181V216H179V218H180ZM90 218H92V219L90 220V221H92V220H93V217H90ZM90 218H89V219H90ZM94 218H95V217H94ZM104 218H105V217H104ZM104 218H102L100 221L104 222V221H103ZM165 218H164V219H165ZM177 218H178V217H177ZM177 218L175 217L176 220H177ZM181 218H182V217H181ZM4 219H5V220H4ZM59 219H60V220H59ZM79 219H80V218H79ZM85 219H86V218H85ZM87 219H88V218H87ZM96 219H97V218H96ZM147 219H148V218H147ZM151 219L154 221V218L151 217ZM40 220H41V221H40ZM138 220H139V218H138ZM138 220H137V221H138ZM140 220H142V219L140 218ZM140 220H139V221H140ZM143 220H144V219H143ZM143 220H142V221H143ZM145 220H146V218H145ZM148 220H149V219H148ZM178 220H179V219H178ZM180 220H182V219H180ZM180 220L177 222L178 224L180 223ZM48 221H49V222H48ZM65 221H66V222H65ZM90 221H89V222H90ZM96 221H97V220H96ZM107 221H109V220H107ZM133 221H134V220H133ZM133 221H132V223L130 222V225H132L133 223H135V222H133ZM139 221H138V222H139ZM185 221H186V220H185ZM185 221H184V223H185ZM40 222H41V223H40ZM80 222H81V221H80ZM87 222H88V221H87ZM93 222H94V221H93ZM93 222H92V225L95 224V222H94V223H93ZM97 222H98V221H97ZM138 222H137L136 224H134L135 227H136V225H138V224H139V225H140V224L142 225V224L144 223V222H142V223H138ZM167 222H170V223L167 224ZM172 222H173V221H172ZM186 222L188 223V225H191V224H189L188 221H186ZM47 223L49 224V227H50L51 229L54 230V232H53V230H51L48 226H46V225H48ZM67 223H68V224H67ZM71 223H72V222H71ZM104 223H105V222H104ZM147 223H148V222H147ZM147 223H144V224H147ZM156 223H157V224H156ZM163 223H164V225H163ZM187 223H186V224H187ZM97 224H99V223H97ZM126 224H127V223H126ZM165 224H166V225H165ZM186 224H185V225H186ZM19 225H20V226H19ZM39 225H40V226H41V225H42V226L44 225V227L46 226V227H48V228L45 229L46 227H45V228L42 227L41 229H39V228H40ZM95 225H96V224H95ZM128 225H129V224H128ZM128 225H127V226H128ZM160 225H161V226H160ZM167 225H168V226H167ZM172 225L175 226L176 224H175V225L172 224ZM185 225L182 224V226L180 225L181 227H179V228H180L179 231L182 229V231H180L181 234H182V232H184L183 226L186 228ZM188 225H187V226H188ZM16 226H18V227H16ZM36 226H37V227H36ZM38 226H39V228H38ZM59 226H60V228H59ZM66 226H67V228H66ZM86 226H87V225H86ZM132 226H133V225H132ZM134 226H133L132 228H134ZM145 226H146V225H145ZM145 226H142V227H145ZM159 226H160V227H159ZM164 226H166V227H164ZM176 226L178 227V225H176ZM176 226L173 227V228H175V229L177 230V232H179ZM194 226H195V229H194ZM83 227H84V226H82V227H80V228L83 229ZM88 227H91V226L88 225ZM93 227H94V225H93ZM93 227H92V228H93ZM120 227H121V226H120ZM120 227L117 228V230H118V229L120 230ZM138 227H141V226H138ZM138 227H137V228H138ZM167 227H168V228H167ZM170 227H171V226H170ZM189 227H190V226H189ZM189 227H188V229L190 230ZM37 228H38V232H37V230H36ZM71 228H72V227H71ZM76 228H75V229H76ZM86 228H87V227H86ZM94 228H95V227H94ZM94 228H93V230H94V232H95V231H96L95 229H97V227H96L95 229H94ZM128 228H129V227H128ZM12 229H13V230H12ZM19 229H20V228H18V230H19ZM21 229H22V228H21ZM21 229H20V230H21ZM24 229H25V228H24ZM33 229H34V231H33ZM65 229H66V231H65ZM77 229L79 230V227H78ZM124 229H125V227H124ZM129 229H130V228H129ZM129 229L127 230L128 233H129ZM143 229H144V228H143ZM175 229H173V230H174V233H172V235L174 234V236L176 237V235H177L176 233H177V232L175 233V231H176ZM188 229H186V231H188V232L190 233V231H189ZM11 230H12V232H11ZM69 230H71V229L69 228ZM83 230H85V229H83ZM87 230H88V229H87ZM91 230H92V229H91ZM91 230H90V231H91ZM131 230H132V229H130V231H131ZM141 230H142V228H140V231H139V230H135V231H134V229H133V232H136V231L141 232ZM156 230H157L156 233H157V232L159 233L158 236H160V234H162V232H164L162 229H161V231L158 230L157 227H156ZM173 230H171L170 232H172ZM26 231H23V232L25 233ZM55 231H56V232H55ZM61 231H63V232L61 233ZM80 231H81V230H80ZM186 231H185V232H186ZM20 232H21V231H20ZM34 232H35V234H34ZM58 232H59V233H58ZM64 232H65V233H64ZM70 232H71V234L69 233L68 235L72 236L73 233H72V231H70ZM82 232H83V231H82ZM85 232H87V231L85 230ZM85 232H84V233H85ZM125 232H126V230H125ZM127 232H126V233H127ZM143 232H144V231L141 232V233H142V236H143ZM170 232H169V233H170ZM188 232H187V233H188ZM192 232H191V233H192ZM10 233H11V234H10ZM18 233H19V232H18ZM26 233H27V232H26ZM36 233H37V235H36ZM54 233L57 234V235H58V234L60 235V233H61V235H63V236H62V237H59V236L55 235ZM87 233H88V232H87ZM141 233H139L140 236H141ZM167 233H168V232H167ZM187 233H186V235H187ZM42 234H43V235H42ZM75 234H76V233L74 232V235H75ZM79 234H80V233H79ZM92 234H96V233H92ZM133 234H134V233H133ZM137 234H138V232H137ZM163 234H164V233H163ZM163 234H162V237H163ZM175 234H176V235H175ZM181 234H180V236H179V233H178V237L183 238V237L181 236ZM183 234H184V233H183ZM183 234H182V235H183ZM207 234H209V229H208ZM24 235H25V234H24ZM26 235L28 236V234H26ZM41 235H42V236H41ZM53 235H54V236H53ZM74 235H73L72 237H75ZM127 235H128V234H127ZM131 235H132V234H131ZM131 235H130V236H131ZM134 235L137 236L136 233H135ZM134 235H133L132 237H135ZM164 235H165V237H166V235H167V236L169 235V238H168V239H170L171 242H172V243L169 242V243L172 244V245L169 244L170 247H171V246H175V247H176V244H175V245H173V244H174L175 239H176L177 237L174 239V236H172V235H170V234H166V233H165ZM204 235H205L206 237H205ZM43 236H44V238H43ZM85 236H86V235H85ZM87 236H90V235H87ZM93 236H94V235H93ZM138 236H139V235H138ZM138 236H137L136 238H133V239L136 240L137 238H139ZM142 236H141L139 239H137V240H140V239H142L143 237L146 238V237H145V236H146L145 233H144V236H143V237H142ZM154 236H155V237H154V240L156 239V237L158 238V239L156 240V242H157V241L159 240V237L156 236V234H155ZM171 236H172L173 238H172ZM190 236H191V235H189V236H185V235H184V239H185V237L188 238V237H190ZM193 236H194V235H193ZM15 237H16V238H15ZM20 237H21V236H20ZM124 237H126V236H124ZM127 237H128V236H127ZM58 238H60V239H58ZM61 238H62V239H61ZM63 238H65V239L67 238V239H68V240H66L67 242L64 241L65 239L63 240ZM85 238H86V237H85ZM87 238H88V237H87ZM91 238H92V235H91L90 239H91ZM94 238L96 239V235H95ZM94 238H93V239H94ZM122 238H123V236H122ZM144 238H143V239H144ZM181 238H180V239H181ZM187 238H186V239H187ZM192 238L190 237L191 241H193ZM16 239H17V240H16ZM26 239H27V237H26ZM28 239H27V240H28ZM70 239H71V238H70ZM73 239H74V238H73ZM120 239H121V238H120ZM133 239H130V238H129V240H131L132 242L134 241ZM160 239H162V238H160ZM168 239H165V240H167V242L165 241V242L167 243V245H168ZM172 239H173L174 241H172ZM184 239H183V240H184ZM186 239H185V240H186ZM207 239H208V238H207ZM22 240H23V238H22ZM32 240H33V239H32ZM36 240H39V239L36 238ZM45 240H46V241H45ZM47 240H48V241H47ZM59 240H60V242H59ZM62 240H63V241H62ZM71 240H72V239H71ZM123 240H124V239H123ZM129 240H128V241H129ZM170 240H169V241H170ZM185 240H184V241H185ZM39 241H40V240H39ZM72 241H73V240H72ZM128 241H126V242H128ZM140 241H141V240H140ZM142 241H143V240H142ZM142 241H141V243H142ZM160 241H161V240H160ZM163 241H164V240H163ZM181 241H182V239L180 240V242H179V240H177L175 243L179 242L180 244L177 243V245H178V244L181 245V244H183V242H181ZM186 241H187V240H186ZM186 241H185V242H186ZM40 242H42V241H40ZM46 242H48V243H47L48 245L46 244ZM62 242H63V245H62ZM74 242H75V241H74ZM74 242H73V243H74ZM94 242H95V241H94ZM134 242H135V241H134ZM137 242H138V241H137ZM143 242H146V241H143ZM148 242H150V241H148ZM165 242H162L163 244H161V246L163 245L162 247H164V248H162V249L165 250V252H166V250H168L167 252H170V251H171V252H170L171 255H169V253H168V258H169L170 256H171V257H172V256L174 257L175 255H172V254H174V253H172V250H174V249H172V247L170 248L169 245H168V247L170 248V250L167 249L168 247L164 245ZM197 242H198V243H197ZM207 242L209 243V241H206V243H207ZM211 242H212V241H211ZM29 243H31V242H29ZM29 243H28V244H29ZM57 243H59V244H57ZM129 243H130V242H129ZM150 243H152L153 245H155V244H157L158 242L155 243V241H154V242H150ZM150 243H149V244H150ZM166 243H165V244H166ZM186 243H187V244H186ZM186 243H185V244L189 247L188 242H186ZM193 243H194V242H193ZM196 243H197V244H196ZM206 243H205V244H206ZM33 244H34V243H33ZM60 244L62 245V247H61ZM127 244H128V243H127ZM134 244H136V243H134ZM143 244H144V243H142V245H143ZM152 244H151V245H152ZM159 244H160V243H159ZM201 244H200V245H201ZM219 244H220V243H217V244H215V246L218 245L217 248L220 247V246H222V245H221L222 243L220 244V246H219ZM236 244H237V243H236ZM69 245H70V243H69ZM71 245H72V244H71ZM71 245H70V246H71ZM83 245H84V244H83ZM85 245H86V244H85ZM131 245H132V244H131ZM131 245H130V246H131ZM151 245H150L149 247L147 246V248H150ZM153 245H152L151 248L154 247ZM212 245L214 246V244H212ZM27 246H28V245H27ZM66 246H68V245L66 244ZM127 246H129V245H127ZM134 246H136V245H133V247H134ZM144 246H146V245L144 244L142 247L144 248ZM161 246H160V247H161ZM181 246L184 247L185 245H181ZM181 246H180V247H181ZM202 246H203V245H202ZM207 246H208V244H207ZM210 246H211V244H210ZM224 246H226V245H223L222 248H224ZM227 246H228V245H227ZM232 246L235 247V250L238 249L237 246H234V245H232ZM251 246H252V245H251ZM35 247H36V246H35ZM73 247L75 248V244H74ZM85 247H86V249H87L89 246H85ZM85 247H83V248H85ZM133 247H132V248H133ZM140 247H141V245H140ZM142 247L139 248V246H136L135 248H139V250H141ZM155 247H156V246H155ZM155 247H154V248H155ZM157 247H159V246H157ZM165 247H167V248L165 249ZM178 247H179V246H178ZM178 247H177V249H179ZM188 247H187V248H188ZM190 247H192V246H190ZM203 247L205 248L206 246L204 245ZM229 247H230V246H229ZM37 248H38V246H37ZM69 248H70V247H69ZM76 248H77V247H76ZM129 248H131V247H127V250H126V251L124 250V251L127 252V251L129 250ZM135 248L133 249V251H131V253L135 251ZM173 248H174V247H173ZM199 248H201V251L204 252V251L202 250L203 248H202L201 246H200ZM209 248H210V249H208V250H210V252H207V251H206V252H207V253H206V257H207L208 259H210V255L213 254V253H212L213 251H211V248H212V247H209ZM217 248H213L214 251H216ZM226 248H227V247H225L224 249L226 250ZM28 249H29V248H28ZM30 249H32V248H30ZM62 249H63V250H62ZM79 249H80V248H79ZM97 249H100V248L98 247ZM145 249H146V248H145ZM145 249H144V250H145ZM155 249L157 250V249H160V248H155ZM175 249H176V248H175ZM177 249H176V250H177ZM182 249H184V248H182ZM188 249H190V251H191V248H188ZM197 249H198V248H197ZM197 249H195V250H197ZM213 249H212V250H213ZM219 249H220V248H219ZM219 249H218V250H219ZM32 250H33V249H32ZM32 250H31V251L29 250V251H30V252H33V253H36V254L31 253V254H33V259L35 258L34 256L37 257V256L39 255V257H41L40 254L37 255V252H36L37 249H36V250H33V251H32ZM83 250H84V249H83ZM88 250H90V248H89ZM121 250H122V249H121ZM130 250H131V249H130ZM144 250H143V251H144ZM163 250H162V251H163ZM180 250H181V249H179V252H178V253H183V252H181ZM218 250H217V251H218ZM225 250H224V251H225ZM232 250H233V248H232ZM20 251H21V252H20ZM34 251H35V252H34ZM64 251H65V252H64ZM68 251H67V252H68ZM86 251H87V250H86ZM145 251L147 252L148 250H145ZM145 251H144L143 253H146ZM150 251H151V252L153 251V252H152V254H153L155 250L153 249V250H150ZM162 251H161V252H162ZM182 251H183V250H182ZM187 251H188V250H187ZM187 251H186V252H187ZM219 251H220V250H219ZM222 251H223V249L220 251V252H221L220 254H219V252H218V253L215 252V253H217V255L219 254L218 256L216 255V257L219 258V256L222 254ZM224 251H223V252H224ZM239 251H240V250H239ZM97 252H98V251H97ZM129 252H130V251H129ZM156 252H157V251H156ZM158 252H159V253H157V254L162 255V253H161L159 250H158ZM165 252H163V253H165ZM167 252H166V253H167ZM184 252H185V251H184ZM197 252H198V251H197ZM199 252H200V251H199ZM227 252H229V251H228V248H227V250H226V253H227ZM233 252L236 253V251H233ZM43 253H46V252L43 251ZM78 253H79V252H78ZM78 253H76V254H78ZM121 253H122V252H121ZM136 253H137V251H136ZM140 253H142V252H141V251H138V253L136 254L138 257H137V256H136V257L133 256L132 258H133V259H134V258H135V259H136V258H139ZM147 253L149 254V256H153L151 253H149V252H147ZM176 253H177V251H176ZM176 253H175V254H176ZM193 253H196V252H193ZM204 253H205V252H204ZM208 253H211V254L209 255ZM230 253H231V252H230ZM79 254H80V253H79ZM87 254H88L89 258L94 257L93 255H95V254H93V253H91L92 256H90L89 253H87ZM99 254H100V252H99ZM132 254H133V253H132ZM138 254H139V255H138ZM157 254H156V255H157ZM184 254H185V253H184ZM187 254L189 255V252H187ZM187 254H185V255H187ZM196 254H197V253H196ZM207 254H208V255H207ZM236 254H237V253H236ZM238 254H239V256H240V253H238ZM42 255H43V254H42ZM73 255H74V256H73ZM80 255H81V254H80ZM83 255H84V253L82 252V256H83ZM124 255H125V256H124ZM127 255H128V253H127ZM134 255H135V253H134ZM141 255H142V254H141ZM154 255H155V253H154ZM156 255H155V256H156ZM160 255H158V256L160 257ZM190 255H191V257H194V258H193V259H194L193 261H195V259H197V257H195V256H197V255H194V254H193V256H192V253H191ZM198 255H199V254H198ZM200 255H201V253H200ZM228 255H229V254H228ZM233 255H234V254H233ZM25 256H26V254H25ZM25 256H24V257H25ZM43 256H44V255H43ZM77 256H78V255H77ZM84 256H86V254H85ZM84 256H83V258H85ZM122 256H123V259H122V257H121V259H122L123 261H125L126 263H127V261L130 262V261L133 260V259L130 257V253H129L128 256H129L132 260H131L129 257H127V258H129L130 260H127V258L124 260V258L126 257V254H125L124 252L122 253ZM142 256H144V255H142ZM145 256H146V255H145ZM164 256H165L164 258H166L167 255H164ZM214 256H215V255H214ZM221 256H222V255H221ZM39 257H37V258H38L37 260H39ZM173 257H172V259H173ZM177 257H178V256H177ZM191 257H189V260H188V259H186V260H188L189 262L192 261V260L190 259ZM212 257H213V255L211 256V258H212ZM235 257H238V256H235ZM86 258H87V257H86ZM95 258H97V257L95 256ZM95 258H94V260H96L95 262L98 263V262L100 261V257L98 258L99 261H98V259H95ZM102 258H103V257H101V262H100V264H104V263L106 262L105 259H107V258H104V260H102ZM142 258H143V257H142ZM156 258H157V257H156ZM162 258H163V257H162ZM175 258H176V257H174V260H175ZM178 258H179V257H178ZM178 258H176V260H177ZM185 258H186V256H185ZM185 258H184V259H185ZM207 258H206V260H208ZM214 258H215V257H213L212 259H214ZM40 259H42V258H40ZM110 259H111V258H110ZM110 259H109V260H110ZM112 259H113V257H112ZM114 259H116V258H114ZM140 259H141V258H140ZM140 259H139V260H140ZM166 259H167V258H166ZM166 259H165V260H166ZM184 259H182V260H184ZM239 259H241V260H240V263H241L242 260H243V259H242V256H240ZM82 260H83V259H82ZM87 260H88V259H87ZM109 260H107V262H108ZM122 260H121L120 262H122ZM136 260H137V259H136ZM136 260H135V261H136ZM165 260L163 259L162 261H165ZM179 260H181V258H179ZM179 260H178V262H179ZM215 260H217V258H215ZM85 261H86V260H85ZM91 261L95 264V262H94L92 259H91L90 261H88V262H90V264H91V263H92ZM103 261H104V262H103ZM133 261H134V260H133ZM148 261H149V260H148ZM236 261H237V258H236ZM77 262L80 264L81 261L79 260V261H77ZM86 262H87V261H86ZM102 262H103V263H102ZM111 262H114V260H111L110 263H111ZM115 262H116V261H115ZM117 262L120 263L119 261H117ZM125 262H124V263H125ZM172 262H173V261H172ZM172 262H171V264H172ZM175 262H176L177 264H180V263H181V262L178 263L177 261H175ZM183 262L185 263V261H183ZM195 262H196V261H195ZM237 262H239V261H237ZM237 262H234V264L237 263ZM83 263H84V261H83ZM93 263H92V264H93ZM97 263H96V264H97ZM108 263H109V262H108ZM124 263H123V264H124ZM131 263H132V262H131ZM131 263H130V264H131ZM136 263L138 264V261H137ZM176 263H174V264H176ZM187 263H188V262H186L185 264H187ZM192 263H194V262H191V264H192ZM81 264H82V262H81ZM84 264H85V263H84ZM87 264H88V263H87ZM105 264H107V263H105ZM111 264H112V263H111ZM128 264H129V263H128ZM133 264H134V262H133ZM181 264H182V263H181ZM194 264H195V263H194Z\"/></svg>",
    "mask_w": 264,
    "mask_h": 264
},
{
    "label": "crops",
    "instance_id": "0c3cea01",
    "mask_svg": "<svg viewBox=\"0 0 264 264\" xmlns=\"http://www.w3.org/2000/svg\"><path fill=\"white\" fill-rule=\"evenodd\" d=\"M11 1L12 0H9L7 4L10 3ZM53 5L57 8L56 11H57L58 16L56 17L52 16L51 14L52 12L51 13H41L40 12L37 15L36 21L31 26H28L26 28V31L24 30L23 32H20V30L16 28L14 21L12 22V24L10 23V24L5 25L3 27V31L9 38V44L12 47L18 46L21 50V54L24 53V51L26 50V46H28L27 43H29L32 50H36V51L40 50L42 52L41 55L48 57L57 70V74H58L57 82L55 83L51 81L50 83H46L43 80L39 82L30 80L28 78L27 72H25L27 75L25 74L21 76L19 80L17 81L16 80L13 81L11 79H6V78L3 80L11 81L14 83L26 81L29 84L52 88L60 92L61 95L64 97V99L74 109H76L77 111L81 113H87L85 110H82L80 107L75 106V97L78 100H80L82 96L87 100L91 99V95L85 94L83 89L81 88V84L78 81V74H77V82H75V71L77 73V68L79 66V61L75 60V52H73L72 47H70L68 44H65L61 41L53 40L51 39V37L41 34V20L43 18L50 17L52 21L57 22L58 24H63L65 22L66 16L75 17V11H72V12L68 11V9H66L63 6V4L61 5V12L59 10V5L58 6L55 4ZM96 7H94V9ZM94 9H91V12H93ZM104 9H105V6L102 7L101 12H103ZM88 17L93 18L95 16L90 15ZM244 64L245 62H243V65ZM81 103L83 104L84 101L81 100ZM87 104L89 105L88 101H87ZM10 108L12 110L14 109L17 113H19V115L21 116V118L24 119V121H34L37 123L38 126L46 125L47 123H56V122H49L44 117L40 116L33 110L23 109L19 105L14 104V103H12V106ZM222 168H223L222 166H219L217 169V175L216 176L214 175L215 177L214 176L212 177L218 178L219 181H221L224 175V173L220 170ZM236 174H235V179H236ZM204 175L206 177L211 178V176L208 173H205ZM256 231L264 233V231L255 229L251 232V237L253 233H255Z\"/></svg>",
    "mask_w": 264,
    "mask_h": 264
}]
</instances>
